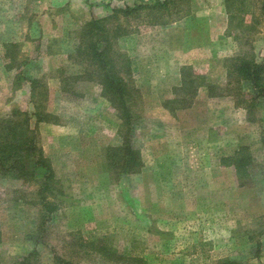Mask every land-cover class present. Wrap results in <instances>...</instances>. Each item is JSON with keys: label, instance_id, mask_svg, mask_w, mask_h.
<instances>
[{"label": "rangeland", "instance_id": "374dc122", "mask_svg": "<svg viewBox=\"0 0 264 264\" xmlns=\"http://www.w3.org/2000/svg\"><path fill=\"white\" fill-rule=\"evenodd\" d=\"M142 1L152 0H0V117L35 111V89L58 119L31 118L55 172L51 190L41 189V169L27 180L0 173V264L33 252L30 264H55L57 255L77 264H264V101L248 113L233 96L201 87L187 108L164 105L186 65L227 87L228 59L249 45L228 30L225 0H184L178 8L190 13L166 24L140 13L119 39L140 90L132 135L144 166L136 172L105 159L122 134L100 85L61 81L82 71L71 55L87 21ZM255 10L259 22L247 37L264 61V15ZM240 146L253 159L242 186L220 163Z\"/></svg>", "mask_w": 264, "mask_h": 264}, {"label": "trees", "instance_id": "16d2710c", "mask_svg": "<svg viewBox=\"0 0 264 264\" xmlns=\"http://www.w3.org/2000/svg\"><path fill=\"white\" fill-rule=\"evenodd\" d=\"M182 1L184 0H152L114 7L106 16L87 21L80 31L76 32L77 43L71 58L74 63L81 64L82 71L77 75L71 73L61 81L64 82L65 88L69 85L72 87L73 82L79 80L95 81L100 85L102 95L115 107L121 122L122 145L109 147L105 151V159L113 169L121 167L128 174L144 166L141 151L135 147L132 135L136 122L141 117L140 90L135 84L132 58L126 51L118 48V41L131 33V20L141 19L140 13L147 12L151 20L156 19L148 21L150 23L162 21L164 24L168 23L174 14L180 18L186 16L190 10L178 8V3ZM225 6L229 17L228 30H239L235 37L245 38L244 42L249 46L228 59V82L225 89H218L212 83H207L193 67L183 66L181 84L174 89L175 97L164 102L170 111L189 107L201 87L207 88L209 96H233L236 98V106L245 108L248 113L252 112L256 103L264 101V61L258 60L247 37L256 30L259 22L255 8L259 7L264 15V0H225ZM247 15L252 17L249 22L246 21ZM36 83L35 79L31 81L34 87ZM244 83L248 84L249 91H244ZM63 90L75 94L72 89ZM36 96L37 92L32 89V101L36 103V110L32 113L15 109L9 116L0 117V173L27 180L35 177L36 171L41 169L44 171L41 189L49 191L55 179V172L50 159L38 145L31 118L34 116L37 122L53 123H57L58 119L53 113L41 108L40 100H36ZM252 161L249 148L240 146L233 153L224 155L220 163L224 167L235 169L239 185L242 186L246 185L251 176L249 166ZM44 204L51 206V201L46 199ZM105 250L102 252L108 254ZM33 255L34 252L27 254L23 257L25 261H19L17 264H30ZM118 258H123L122 254ZM55 259V264H77L62 255H57Z\"/></svg>", "mask_w": 264, "mask_h": 264}, {"label": "crops", "instance_id": "0c3cea01", "mask_svg": "<svg viewBox=\"0 0 264 264\" xmlns=\"http://www.w3.org/2000/svg\"><path fill=\"white\" fill-rule=\"evenodd\" d=\"M63 5H67V2H64V3H62ZM76 43H77V41H75L74 42V47H75V45H76ZM59 72V71H58ZM61 72H62V70H61ZM60 73V72H59ZM61 76V75H60ZM61 90V89H60ZM62 91V90H61ZM238 108V107H237Z\"/></svg>", "mask_w": 264, "mask_h": 264}]
</instances>
